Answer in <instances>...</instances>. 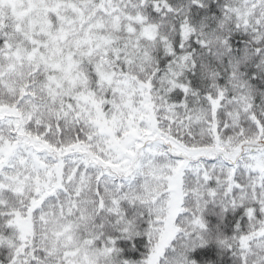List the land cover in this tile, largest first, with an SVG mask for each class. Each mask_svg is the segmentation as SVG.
Segmentation results:
<instances>
[{
	"label": "snow or ice",
	"instance_id": "snow-or-ice-1",
	"mask_svg": "<svg viewBox=\"0 0 264 264\" xmlns=\"http://www.w3.org/2000/svg\"><path fill=\"white\" fill-rule=\"evenodd\" d=\"M0 264H264V0H0Z\"/></svg>",
	"mask_w": 264,
	"mask_h": 264
}]
</instances>
